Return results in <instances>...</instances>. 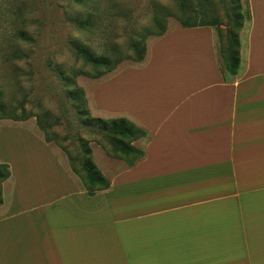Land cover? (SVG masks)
<instances>
[{
	"label": "crops",
	"instance_id": "obj_1",
	"mask_svg": "<svg viewBox=\"0 0 264 264\" xmlns=\"http://www.w3.org/2000/svg\"><path fill=\"white\" fill-rule=\"evenodd\" d=\"M247 1L236 74L213 26H180L92 85L148 132L142 158L101 171L108 189L88 195L39 136L35 160L10 150L0 264H264V0Z\"/></svg>",
	"mask_w": 264,
	"mask_h": 264
},
{
	"label": "rangeland",
	"instance_id": "obj_2",
	"mask_svg": "<svg viewBox=\"0 0 264 264\" xmlns=\"http://www.w3.org/2000/svg\"><path fill=\"white\" fill-rule=\"evenodd\" d=\"M240 3L246 11V0ZM232 5L233 0H89L83 5L75 0H0V162L10 158V150L15 154L25 151L29 160H35L32 155L38 156V136L45 142L47 133L51 147L70 170L69 157L80 169L85 141L93 161L106 176L115 170V163L119 166L116 170L127 168L125 159L106 153L102 145L108 149L111 146L104 131L87 120L88 116L117 117L99 111L91 94L92 85L124 66L141 64L133 60L129 45L146 28L159 29L154 26L155 15L162 18L166 32L197 17L220 18L225 23ZM90 15L92 24L80 28L77 19ZM24 35L30 39L22 38ZM156 38L154 34L146 36L144 59ZM73 43L87 48L94 57L107 55L111 60L114 46L123 58L100 77L79 74L74 77L75 83H66L65 77H72L73 70L93 74L103 68L86 63ZM78 89L82 94L75 100L72 94ZM22 108L27 119H12V114L19 115ZM0 187L2 191V182Z\"/></svg>",
	"mask_w": 264,
	"mask_h": 264
},
{
	"label": "trees",
	"instance_id": "obj_3",
	"mask_svg": "<svg viewBox=\"0 0 264 264\" xmlns=\"http://www.w3.org/2000/svg\"><path fill=\"white\" fill-rule=\"evenodd\" d=\"M85 1L89 0H75L79 5H83ZM181 6L184 5L180 3ZM246 11L243 9L240 0H233V5L229 8V12L226 13L225 23L220 18H197L194 20L186 19L181 22L183 27H194V26H215L217 31V40H218V55L220 62L222 63L225 71L229 74L234 75L238 71L240 64V31L244 26L245 20L248 18V1L246 0ZM79 20V27L85 28L90 26L92 23V15L83 17ZM225 24L224 29L221 27V24ZM162 18L157 15L154 16V26L159 28L158 30L154 28H146L144 32L139 36L137 41H132L130 43V48L133 51V60L142 63L145 59L146 54V45L145 38L149 34H154L157 37L165 33V25L161 26ZM161 26V27H160ZM24 39H30L28 37L21 36ZM74 50L81 56L86 63L91 64L94 67L102 66V69H96L95 73H89L87 71L78 69L72 71V77H65L66 83H75L74 77L79 74H84L94 78L100 77L105 73L111 72L116 64L123 58L118 56L116 51L119 52L114 46H112L113 59L107 55L103 57H94L85 47H80L77 43H73ZM131 56V55H130ZM130 58V57H129ZM82 94L81 90L78 89L77 92L73 93L75 100L77 96ZM0 111L3 112V108L0 107ZM4 115V114H2ZM28 117L24 108H22L20 114L16 112L12 114V119L14 120H26ZM87 120L96 126L100 131H104L107 140L111 146V149L106 148L104 145L102 147L106 153L114 158H123L127 162L128 166H132L138 159L142 158L145 155V151L133 144V142L141 137H147L148 132L142 127L135 124L130 119L124 116L117 117H94L88 116ZM38 124L40 128L44 129V126L38 118ZM46 142H50L52 139L47 133L44 136ZM65 150V149H64ZM69 165L71 170L78 176H80L85 191L88 195H93L94 193L106 190L110 187L109 179L101 172L97 167L92 158V151L87 141L83 143L82 150V160L80 169L77 168L74 164V159L69 157ZM10 176V170L7 163H0V185L5 179ZM0 204H2V191L0 187Z\"/></svg>",
	"mask_w": 264,
	"mask_h": 264
}]
</instances>
